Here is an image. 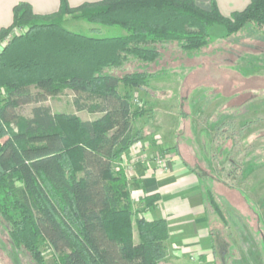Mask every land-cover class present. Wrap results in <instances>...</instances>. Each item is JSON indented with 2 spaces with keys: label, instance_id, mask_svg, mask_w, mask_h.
Listing matches in <instances>:
<instances>
[{
  "label": "trees",
  "instance_id": "16d2710c",
  "mask_svg": "<svg viewBox=\"0 0 264 264\" xmlns=\"http://www.w3.org/2000/svg\"><path fill=\"white\" fill-rule=\"evenodd\" d=\"M69 19L118 26L125 34L73 32L64 26ZM215 25L232 47L264 52L253 43L264 42V0H250L228 16L214 2L203 9L194 0H100L75 7L61 0L59 11L48 15L35 14L25 2L13 7L11 24L0 28V39L16 29L0 46V215L11 240L37 264H43L39 241L59 264L165 259L166 220L134 218L125 173L115 165L141 138L132 132L139 113L118 84L143 89L153 77L203 61L214 53ZM246 34L249 41L241 37ZM63 88L74 92L76 111L96 117L54 112L45 102ZM27 104L33 106L23 116L19 109ZM158 199V193L143 198L146 206Z\"/></svg>",
  "mask_w": 264,
  "mask_h": 264
},
{
  "label": "rangeland",
  "instance_id": "374dc122",
  "mask_svg": "<svg viewBox=\"0 0 264 264\" xmlns=\"http://www.w3.org/2000/svg\"><path fill=\"white\" fill-rule=\"evenodd\" d=\"M64 26L95 37L117 36L121 29L98 26L100 31H94V24L74 19ZM14 32L16 29L0 39V46ZM210 34L209 50L214 53L204 60L210 68L186 79L172 73L156 76L143 89L119 83L118 91L130 94L132 110L139 113L132 120L141 130L137 135L142 138L156 127L179 128L176 138L182 159L191 166L199 165L203 171L198 169L197 174L207 176L202 186L210 212L211 259L215 264H264V52L247 54L240 44L232 47L231 38L223 37L225 30L218 25ZM242 36L243 41H249L247 34ZM253 43L264 47L261 38ZM228 53H232L229 58ZM221 67L237 72L217 70ZM74 95L63 88L45 103L54 112L76 114ZM4 97L0 90V102ZM32 106H22L19 113L30 115ZM96 115L82 112L78 116L93 119ZM164 156L162 152L158 157ZM38 248L43 264H59L47 243L39 241ZM0 264H37L27 250L11 240L1 215Z\"/></svg>",
  "mask_w": 264,
  "mask_h": 264
},
{
  "label": "crops",
  "instance_id": "0c3cea01",
  "mask_svg": "<svg viewBox=\"0 0 264 264\" xmlns=\"http://www.w3.org/2000/svg\"><path fill=\"white\" fill-rule=\"evenodd\" d=\"M66 1L70 7H75L85 2L100 0ZM194 1L203 9H209L214 2L220 13L228 16L232 12L244 9L250 0ZM20 2L29 4L32 11L38 15L56 13L61 4V0H0V28L11 24L12 9ZM98 26L95 25L91 29L100 31ZM123 34L125 31L120 29L117 36ZM201 60L203 61H196L188 66H178L168 73L185 75V79L197 75L204 68H210L204 63L205 59ZM217 70L237 72L227 67ZM74 111L78 115L82 112L90 114L85 110L76 111L75 108ZM137 131H141L140 128L132 123V132ZM178 132L179 128L167 130L156 127L134 142L115 161V165L125 173L134 218L141 216L147 220L163 218L167 222V255L161 264H215L211 259L212 236L208 227L210 212L207 208L206 192L202 186V181L207 176L197 174L199 165L191 166L182 159L181 150L177 147ZM162 152H165V166H160L156 162V158ZM208 179L211 177L208 176ZM155 193L159 194V199L153 205L146 206L143 198Z\"/></svg>",
  "mask_w": 264,
  "mask_h": 264
},
{
  "label": "built area",
  "instance_id": "2783aa9c",
  "mask_svg": "<svg viewBox=\"0 0 264 264\" xmlns=\"http://www.w3.org/2000/svg\"><path fill=\"white\" fill-rule=\"evenodd\" d=\"M157 164L160 166H165V159L158 157Z\"/></svg>",
  "mask_w": 264,
  "mask_h": 264
}]
</instances>
